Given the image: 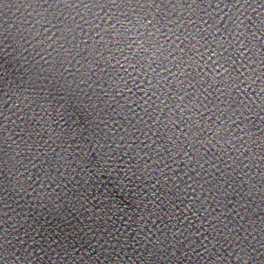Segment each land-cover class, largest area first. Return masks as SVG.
<instances>
[{"label":"water","instance_id":"obj_1","mask_svg":"<svg viewBox=\"0 0 264 264\" xmlns=\"http://www.w3.org/2000/svg\"><path fill=\"white\" fill-rule=\"evenodd\" d=\"M0 264H264V0H0Z\"/></svg>","mask_w":264,"mask_h":264},{"label":"snow or ice","instance_id":"obj_2","mask_svg":"<svg viewBox=\"0 0 264 264\" xmlns=\"http://www.w3.org/2000/svg\"><path fill=\"white\" fill-rule=\"evenodd\" d=\"M233 7H235V5H233Z\"/></svg>","mask_w":264,"mask_h":264}]
</instances>
